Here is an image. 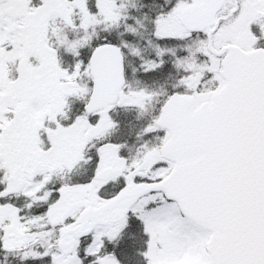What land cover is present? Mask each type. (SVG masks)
I'll return each instance as SVG.
<instances>
[{
	"label": "snow or ice",
	"instance_id": "obj_1",
	"mask_svg": "<svg viewBox=\"0 0 264 264\" xmlns=\"http://www.w3.org/2000/svg\"><path fill=\"white\" fill-rule=\"evenodd\" d=\"M0 264H264V0H0Z\"/></svg>",
	"mask_w": 264,
	"mask_h": 264
}]
</instances>
